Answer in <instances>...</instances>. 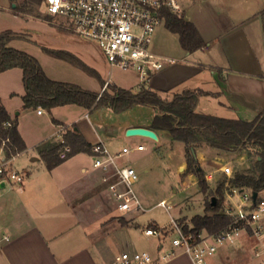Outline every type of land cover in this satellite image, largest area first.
Segmentation results:
<instances>
[{
	"label": "crops",
	"instance_id": "crops-1",
	"mask_svg": "<svg viewBox=\"0 0 264 264\" xmlns=\"http://www.w3.org/2000/svg\"><path fill=\"white\" fill-rule=\"evenodd\" d=\"M179 2L181 16L196 27L205 46L193 52L185 50L180 36L169 31L164 23L154 35L151 51L174 62L151 72L145 83L134 70L138 77L102 80L90 92L102 94L108 85H114L138 93L146 84L162 98L172 101L184 92L202 90L208 95L200 97L197 113L254 121L264 113V0ZM45 73L50 79L63 82ZM24 95L22 70L12 69L0 74V105L6 107L12 120H18V131L27 147L25 152L13 156V167L16 158L24 155L34 164L44 162L46 165L23 171L27 177L21 189L8 185L2 188L0 264H112L120 235L129 230L121 226L119 218L131 220L134 217H120L114 212L109 183L103 181L106 174L94 166L93 152L79 153L50 170L39 147L50 140L61 139L65 126L79 132L92 146L100 143L112 152L113 140L134 145L132 150L136 152L147 151V146L143 145L147 141L145 137L126 135L127 130L135 126L155 131L159 140L154 142L173 139L166 131L152 128L158 114L154 107L136 106L117 114L111 109L86 110L69 105L48 112L42 108L25 109ZM139 107L149 108L150 115L138 117L135 111ZM39 109L43 111L41 114ZM103 134L108 140L105 141ZM138 146H144L145 150L137 151ZM206 147L209 146L196 148V157L197 151H202L197 158L201 165L204 154L209 152ZM213 152L215 159L221 162L223 154H232L217 149ZM221 165L222 168L229 164ZM183 166L187 167V158ZM181 171L184 177L186 169ZM211 175L207 176L208 181H212ZM161 245L160 241L157 252ZM125 247L136 250L132 245ZM217 255L222 264H235L241 252L230 253L227 248ZM164 264L194 262L189 255L181 254Z\"/></svg>",
	"mask_w": 264,
	"mask_h": 264
},
{
	"label": "trees",
	"instance_id": "trees-1",
	"mask_svg": "<svg viewBox=\"0 0 264 264\" xmlns=\"http://www.w3.org/2000/svg\"><path fill=\"white\" fill-rule=\"evenodd\" d=\"M164 17L167 29L180 36L181 45L185 50L193 52L205 46L196 27L186 22L181 15L167 11ZM13 37L9 32L0 35V74L12 69L23 71L25 109L42 108L51 112L57 107L76 105L86 110L111 109L120 114L136 106L154 107L158 114L153 119L152 128L166 131L174 141H181L186 145L187 169L183 175H195L204 194H207L210 188L206 174L196 157V148L199 145L255 156L253 170L236 172L228 180V188L225 187V182L218 185L213 195L216 197V203L213 205L211 198L203 215H195L189 224L185 219L180 220L178 224L185 234H193L198 241L204 232L217 235L232 226L234 218L226 213L225 207L226 192H231V189L257 193L258 198L264 192V113L254 121L199 114L196 111L199 99L208 95L202 90L184 92L175 96L172 101L162 98L157 92L146 87V84L138 93L114 85H108L102 94L93 93L76 84L50 79L35 58L7 46ZM45 51L56 58L80 66L91 75L99 76L94 69L70 52L48 48H45ZM7 123H11V126ZM0 138L8 140L5 149L9 158L27 150L18 131V120H12L3 105H0ZM65 147L70 149L67 159L82 152H93V146L83 135L65 126L61 139L50 140L39 147L40 155L47 163L48 169L52 170L67 160L60 157ZM119 222L125 226L128 221L119 218Z\"/></svg>",
	"mask_w": 264,
	"mask_h": 264
},
{
	"label": "rangeland",
	"instance_id": "rangeland-1",
	"mask_svg": "<svg viewBox=\"0 0 264 264\" xmlns=\"http://www.w3.org/2000/svg\"><path fill=\"white\" fill-rule=\"evenodd\" d=\"M8 32L14 35L7 45L9 48L23 51L35 58L44 68L43 70L54 79L77 84L84 90L90 91L92 87L100 85L102 80L138 77L134 70L124 71L112 68L102 49L95 42L76 35L68 28L65 20L47 15L43 0H0V35ZM45 48L72 53L96 70L99 76L91 75L78 65L50 55ZM136 110L138 111H135L137 112L135 114L138 117L140 115L141 118L151 113L147 107H139ZM102 136L105 141L108 140L106 134ZM146 140L143 145H146L148 149L145 152L133 151L134 145L122 144L115 140H113L114 151L112 152L109 148L112 155L121 153L124 147L130 150L129 154L119 159V163L133 167L138 173L139 178L133 189L141 203V209L138 212H120L115 200L111 199V206L120 217L124 215L134 217L131 220L124 218L128 221L125 226L129 230L120 235L119 245L115 251L117 255L130 249H126V245H132L136 250L156 253L160 240L145 236L144 229L165 228L166 236L169 237L165 243L168 245L170 239L176 236L170 231L174 227V222L178 224L180 220L185 219L189 224L192 217L204 214L207 203L211 198H216L213 195L218 185L224 182L227 184L230 179L220 170L221 164L227 162L233 169V175L236 172H246L255 168L253 154L226 153L223 154L224 160L221 162L211 153L214 149L206 147L209 152L203 153L204 162L200 166L206 174V180L210 173L213 174L211 175L213 179L207 180L210 189L207 194H204L195 175L188 174L182 177L181 170L187 169L183 166L186 163L184 144L169 139H163L162 143L154 142L150 138ZM197 153L198 158L202 151ZM208 160L211 163L208 164ZM43 166H46L44 162L32 163L28 155L20 156L14 161L15 170L19 172L28 170L29 167ZM225 187L228 188V185ZM230 195V192H226L225 207L237 209V206L241 204V196ZM259 198L264 200V192ZM163 201L170 202L173 207L166 209L160 206ZM119 223L125 227L121 222ZM203 235L207 234L204 232ZM209 241L212 242V240ZM257 245L256 240L248 238L242 232L236 239V243L225 242L222 246H218V253L227 248H230V253L240 250L241 257L235 264H261L254 258ZM215 258L212 260L213 264H222L219 257Z\"/></svg>",
	"mask_w": 264,
	"mask_h": 264
},
{
	"label": "built area",
	"instance_id": "built-area-1",
	"mask_svg": "<svg viewBox=\"0 0 264 264\" xmlns=\"http://www.w3.org/2000/svg\"><path fill=\"white\" fill-rule=\"evenodd\" d=\"M47 15L65 20L68 28L76 35L95 42L103 51L112 68L124 71L136 70L142 83H145L153 71H160L168 63L174 62L154 54L151 51L154 35L159 26L165 23V12L181 15L179 0H43ZM39 114L43 111L39 109ZM11 126V123H7ZM0 184L11 188L23 187L27 174L13 167L14 157L6 153L8 140L0 138ZM145 150L144 146L135 148ZM70 149L65 147L61 159H67ZM94 166L106 175L104 182L109 189L120 212H138L141 203L133 186L138 181V173L133 167L119 163V159L130 153L124 148L121 153L111 152L98 143L93 146ZM229 178L233 169L229 165L221 168ZM108 174V175H107ZM229 186V184L227 183ZM0 188V198L2 197ZM231 195H240L241 204L237 209L229 208L226 213L234 218L232 226L217 235H201L197 241L193 234H185L179 224L174 222L170 230L176 236L165 240V228L149 227L144 229L147 237L162 241V248L156 254L147 250H126L116 255L112 264H164L181 254L189 255L194 264H213L218 246L225 242L236 243L244 232L250 239L257 241L254 258L264 264V200H253L250 191L231 189ZM160 206L171 209L170 202H161ZM6 240H9L7 237ZM209 240H212L210 242Z\"/></svg>",
	"mask_w": 264,
	"mask_h": 264
},
{
	"label": "water",
	"instance_id": "water-1",
	"mask_svg": "<svg viewBox=\"0 0 264 264\" xmlns=\"http://www.w3.org/2000/svg\"><path fill=\"white\" fill-rule=\"evenodd\" d=\"M15 7V5H14ZM127 136H141V137H146V138H150L151 140L154 141H158L159 138L156 134L155 131L149 129V128H144V127H133L127 130L126 132ZM5 187V183H1L0 184V188ZM258 198V194L257 193H253V200L256 201ZM216 203V199L213 198V205Z\"/></svg>",
	"mask_w": 264,
	"mask_h": 264
}]
</instances>
